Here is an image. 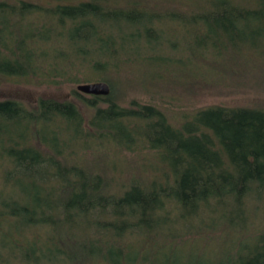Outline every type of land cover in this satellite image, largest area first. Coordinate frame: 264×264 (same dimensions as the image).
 <instances>
[{
  "label": "trees",
  "instance_id": "obj_1",
  "mask_svg": "<svg viewBox=\"0 0 264 264\" xmlns=\"http://www.w3.org/2000/svg\"><path fill=\"white\" fill-rule=\"evenodd\" d=\"M226 56L264 62V0H1V78L110 93L0 98V264H264V106L152 101Z\"/></svg>",
  "mask_w": 264,
  "mask_h": 264
},
{
  "label": "rangeland",
  "instance_id": "obj_2",
  "mask_svg": "<svg viewBox=\"0 0 264 264\" xmlns=\"http://www.w3.org/2000/svg\"><path fill=\"white\" fill-rule=\"evenodd\" d=\"M1 1V0H0ZM12 2L13 0H6ZM38 3H46L51 0H32ZM231 56H226L223 60H220L223 63H220L222 68L218 69L216 66L213 68L212 73H209L206 80H208V86L204 85L200 82L201 79L194 80L188 76V72L178 71L176 70V74L178 73L183 76L185 75V79H182L179 75L177 81H173L169 75L160 82V84H156L155 86V95L154 100H157L159 95L163 97L165 102L163 106L166 109V115L168 117H173L178 115V112L182 111L183 108L189 107L194 108L195 101H197V106H204L210 104H226V105H259L264 106V62H260L258 60L250 59V61L246 62L243 58L236 57L235 59H231ZM232 61H235L232 62ZM244 62H246L244 64ZM219 67V66H217ZM226 76V77H224ZM150 73L143 72L138 73L134 72L132 75H127L123 70L117 76V86H116V98L118 95L120 96H128V99L138 97V99H142L143 102L149 104L151 101V94H146L144 91H141V86L137 83H134V79L141 80L145 79V83L150 86L154 85V82H150L149 79ZM101 81V80H99ZM96 82V81H93ZM88 83V82H87ZM228 84V86H224V84ZM81 84V83H79ZM259 84V85H258ZM78 85V84H77ZM252 85L256 86L257 91ZM204 86V87H203ZM110 87V86H109ZM72 88L76 89V86L71 85H59V86H48V85H35L30 84L27 81H18L14 78H1L0 77V98L10 97L13 99H18L25 102L28 105L34 106L36 100L39 98H55L58 100H66L73 99L71 96ZM154 91V90H153ZM205 91V92H204ZM204 92L205 95H200ZM151 93V92H149ZM200 93V94H199ZM126 99V98H125ZM159 103V100H157ZM172 102V103H171ZM191 104V106H190ZM185 105V106H184ZM125 156L115 155L116 159L123 161L121 159L126 158V169L135 167L138 159L141 157L147 158V155H142L141 153H124ZM87 158H90L88 156ZM150 158V157H148ZM132 161L131 163H127L128 161ZM86 164H91L87 159L85 160ZM102 163L101 157H98L93 161L94 163ZM138 170V169H137ZM136 171L134 170V173ZM133 175V174H132ZM131 175V176H132ZM136 176H141L140 174L135 173ZM261 207L263 206V202H259ZM249 209V208H247ZM264 210V209H263ZM260 213L258 217H251L249 219V228L250 226H255L257 222L260 224L264 221V211ZM246 227V228H247ZM220 237V236H218Z\"/></svg>",
  "mask_w": 264,
  "mask_h": 264
},
{
  "label": "water",
  "instance_id": "obj_3",
  "mask_svg": "<svg viewBox=\"0 0 264 264\" xmlns=\"http://www.w3.org/2000/svg\"><path fill=\"white\" fill-rule=\"evenodd\" d=\"M76 90L87 95L106 96L110 93V87L105 81L81 83L76 85Z\"/></svg>",
  "mask_w": 264,
  "mask_h": 264
},
{
  "label": "flooded vegetation",
  "instance_id": "obj_4",
  "mask_svg": "<svg viewBox=\"0 0 264 264\" xmlns=\"http://www.w3.org/2000/svg\"><path fill=\"white\" fill-rule=\"evenodd\" d=\"M6 98H10V97H6ZM1 99H3V98H1ZM37 102H38V100H36V103H35V105L37 104Z\"/></svg>",
  "mask_w": 264,
  "mask_h": 264
}]
</instances>
